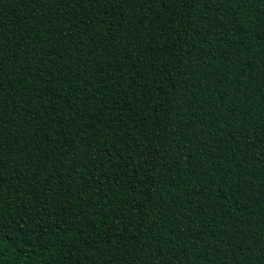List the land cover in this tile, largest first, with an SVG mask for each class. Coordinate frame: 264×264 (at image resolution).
Masks as SVG:
<instances>
[{
	"label": "trees",
	"instance_id": "trees-1",
	"mask_svg": "<svg viewBox=\"0 0 264 264\" xmlns=\"http://www.w3.org/2000/svg\"><path fill=\"white\" fill-rule=\"evenodd\" d=\"M0 264H264V0H0Z\"/></svg>",
	"mask_w": 264,
	"mask_h": 264
}]
</instances>
